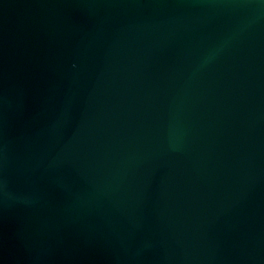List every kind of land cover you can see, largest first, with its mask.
<instances>
[{
    "label": "water",
    "instance_id": "1",
    "mask_svg": "<svg viewBox=\"0 0 264 264\" xmlns=\"http://www.w3.org/2000/svg\"><path fill=\"white\" fill-rule=\"evenodd\" d=\"M0 264H264V0H0Z\"/></svg>",
    "mask_w": 264,
    "mask_h": 264
}]
</instances>
